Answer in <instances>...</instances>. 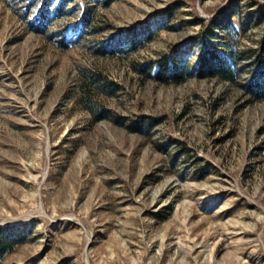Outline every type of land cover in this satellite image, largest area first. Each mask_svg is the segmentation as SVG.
Listing matches in <instances>:
<instances>
[{
  "label": "rangeland",
  "instance_id": "rangeland-1",
  "mask_svg": "<svg viewBox=\"0 0 264 264\" xmlns=\"http://www.w3.org/2000/svg\"><path fill=\"white\" fill-rule=\"evenodd\" d=\"M218 44L233 82L146 66ZM259 62L264 0H0V230L23 240L1 264H264ZM84 69L118 87L97 122Z\"/></svg>",
  "mask_w": 264,
  "mask_h": 264
},
{
  "label": "trees",
  "instance_id": "trees-1",
  "mask_svg": "<svg viewBox=\"0 0 264 264\" xmlns=\"http://www.w3.org/2000/svg\"><path fill=\"white\" fill-rule=\"evenodd\" d=\"M39 19L40 22L37 27L41 30L46 25V22L41 16ZM150 35L149 31L140 32L141 38L148 39ZM122 43L124 44L123 47H118L116 51L133 50L139 41L136 37L129 35L122 40ZM215 46L206 45L205 49L197 57L193 67H189L185 62L181 64L177 62L176 52L171 57L165 55L161 59L147 63L146 66L149 70L154 69V79L164 84H179L191 76H195L198 79L217 78L224 81H235L239 74L236 55L231 53L225 45L218 44ZM117 88V85L113 81L106 79L102 73L84 69L80 72L76 102L89 112L92 122H97L104 119L107 112L105 106L98 103V96L112 95L117 91ZM245 88L249 96L254 99L264 100V62H259L258 68ZM148 123L149 120H146L144 125H148ZM132 126H134L132 128L140 130L138 125ZM22 242L23 240L20 236H7L0 230V264L5 254L11 252L14 246Z\"/></svg>",
  "mask_w": 264,
  "mask_h": 264
}]
</instances>
